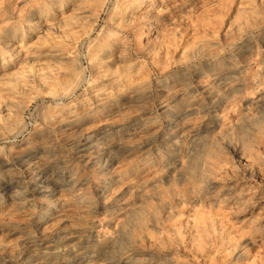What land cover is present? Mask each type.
<instances>
[{
  "label": "rangeland",
  "instance_id": "rangeland-1",
  "mask_svg": "<svg viewBox=\"0 0 264 264\" xmlns=\"http://www.w3.org/2000/svg\"><path fill=\"white\" fill-rule=\"evenodd\" d=\"M0 264H264V0H0Z\"/></svg>",
  "mask_w": 264,
  "mask_h": 264
},
{
  "label": "bare ground",
  "instance_id": "bare-ground-1",
  "mask_svg": "<svg viewBox=\"0 0 264 264\" xmlns=\"http://www.w3.org/2000/svg\"><path fill=\"white\" fill-rule=\"evenodd\" d=\"M225 79H227V78H225ZM104 153H105V152H104ZM122 153H123V152H122ZM111 154H112V153H111ZM123 154H124V153H123ZM106 155H107V154H106ZM114 155L116 156V154H115V153H114ZM103 156H104V155H103ZM115 156H114V157H115ZM92 162H93V161H92ZM95 162H96V161H95ZM105 165H106V164H105ZM54 190H55V189H54Z\"/></svg>",
  "mask_w": 264,
  "mask_h": 264
}]
</instances>
